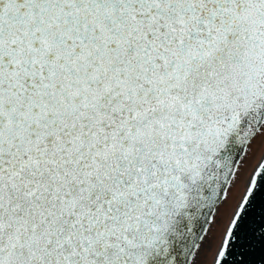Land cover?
Listing matches in <instances>:
<instances>
[{
	"label": "snow or ice",
	"instance_id": "obj_1",
	"mask_svg": "<svg viewBox=\"0 0 264 264\" xmlns=\"http://www.w3.org/2000/svg\"><path fill=\"white\" fill-rule=\"evenodd\" d=\"M0 264H264V0H0Z\"/></svg>",
	"mask_w": 264,
	"mask_h": 264
}]
</instances>
